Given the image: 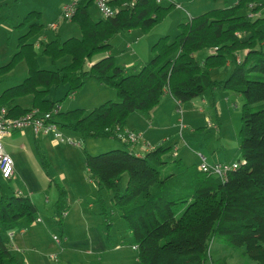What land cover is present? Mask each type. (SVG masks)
<instances>
[{
	"label": "trees",
	"instance_id": "1",
	"mask_svg": "<svg viewBox=\"0 0 264 264\" xmlns=\"http://www.w3.org/2000/svg\"><path fill=\"white\" fill-rule=\"evenodd\" d=\"M90 4V0L79 1L70 19L77 23L79 36L54 35L39 41L41 53L52 61L69 55L64 65L39 66L37 50L28 39L39 23L31 22L18 36L16 50L0 64V75L19 60L25 62L27 73L20 82L1 90L0 106H5L11 115L33 107L41 111L56 108V121L83 139L118 138L116 131L124 128L132 111L149 115L165 92L178 103L207 89L231 88L242 93L238 156L234 160L244 161L229 170L224 179L199 170L197 164H184L180 157L165 158L163 155L171 149L168 142L157 143L142 155L124 142V146L98 153L84 148V164L87 175L95 179L98 192L103 187L110 191L112 205L131 232L140 264H234L225 254L216 256L221 249L210 248L216 235L222 237V248L241 249L243 255L264 264V29L259 27L264 15H257L264 3L237 0L186 17L178 23L173 37L163 34L152 43L151 58L136 69L118 64L114 55L108 53L111 37L135 27L147 29L176 2L136 0L114 16L98 18L91 16ZM244 9L256 14L249 16ZM201 49L208 52L199 62L195 52ZM242 49L246 52L237 59L235 55ZM103 52L107 53L91 61ZM228 61L233 62L229 74L222 79L212 78L211 69ZM89 77L112 86L118 99H106L90 109H60L59 101L77 91ZM59 84L66 85L64 95L58 99L50 97V89ZM25 95L31 96L30 105L17 101ZM37 150L47 170V160ZM124 174L127 177L122 187ZM54 184L57 197L53 214L61 232L64 214L71 204L65 186ZM97 200L108 225L112 207L104 203L100 194ZM35 213L36 206L28 195L0 190L3 230L19 228L22 220L31 222L36 219ZM7 241L0 234V264H19Z\"/></svg>",
	"mask_w": 264,
	"mask_h": 264
},
{
	"label": "rangeland",
	"instance_id": "2",
	"mask_svg": "<svg viewBox=\"0 0 264 264\" xmlns=\"http://www.w3.org/2000/svg\"><path fill=\"white\" fill-rule=\"evenodd\" d=\"M174 1L177 4L172 5L164 17L147 29L135 27L119 31L111 37L108 53L114 55L118 64L131 69L134 66L136 69L141 63L151 58L152 43L163 34L173 37L181 20L211 8L231 5L237 0ZM0 2L2 3L0 7V64L8 61L10 55L16 50L18 36L26 31L33 21L40 25L28 39L34 43L37 50L39 66L54 68L68 63L69 55L52 61L46 54L41 53L39 46V41H47L54 35L60 38L80 35L76 22L62 18V5L66 0H0ZM259 2L264 3V0H259ZM88 9L93 18L101 16L94 4H90ZM244 11L248 12V9H244ZM29 12L33 13L32 16L21 23ZM257 15H264V4L258 10ZM53 22L57 23L56 28L50 27ZM259 27L264 29V20L259 24ZM207 52L208 49L196 51V59L202 62ZM245 52L246 49H242L236 53L235 57L242 58ZM105 53L107 52L94 55L91 61ZM232 67L233 62L228 61L222 66L212 68L211 77L225 78ZM26 73L25 62L19 60L7 73L0 76V91L6 86L20 82ZM65 90L66 85L59 84L52 87L48 95L58 99L64 95ZM76 97L78 100L84 101L87 107L108 98L118 99L112 86L100 84L92 77L86 79ZM30 98V95H25L19 97L18 101L22 105H26ZM202 98L205 99V102L201 101ZM243 102V94L231 88L207 89L202 94L181 102L178 111L176 109L177 101L166 93L150 112L151 118L155 119L157 124L151 125L142 115V117L138 115L135 118L134 116L138 114L136 112H140L135 110L128 116L127 128L124 127L126 129H130L129 125L136 127L133 130L139 132L141 136L143 135L147 141L154 140L155 136L161 133H168L170 136L168 142L172 144L175 141L173 150L178 152L173 155V150L168 151L163 155L167 159L177 156L176 158L180 157L184 164L194 165L199 163L201 154L205 156L208 163H214L238 156V130L241 124L240 115ZM78 103L80 102L75 101V97L71 93L59 101V108L66 110L77 106ZM179 116L184 123L183 128L177 120ZM133 117L137 121H134ZM209 121L212 125L208 124ZM214 124H217L218 127H214ZM59 128L65 136L69 135L79 143L61 141L56 138L59 146L52 145L51 142L46 145L40 144L39 151L47 160L50 174L67 189L69 202L75 208L70 216L68 215L66 219L63 218L62 225L67 231L65 233L69 241H75L74 246L63 248L52 237L53 232H58V227L51 206L44 207L43 205L46 191L35 196L42 206H39L35 213V217L39 216L40 221L36 219L31 222L22 220L20 227L14 229L11 236H9L10 232L3 230L0 226V234L8 239L7 242L12 247L19 264H67V262L74 264H140L137 259V250L132 247L131 232L125 219L112 205L110 191L103 187L98 192L95 181L88 180L89 176L84 164V148L90 153H98L124 145L118 138L87 136L83 139L77 132L67 127L59 124ZM34 147L35 144L32 140L33 151H35ZM126 177L124 174L120 180L122 187ZM19 188L25 192L24 189L22 190L19 178L6 179L0 174V190L10 194ZM56 192L55 185H52L49 191L50 197ZM99 194L104 203L112 207V211L108 214L111 223L108 225L105 224L104 217L99 212L100 203L97 200ZM80 208L82 212H80ZM21 227H24V231L20 230ZM87 228H96V231H89ZM99 241L103 242L105 248L94 250L99 247ZM222 241V237L219 235L211 240L210 248L212 250L221 249L216 256L225 254L234 264H258L256 260L243 255L241 249L222 248L224 244ZM16 243L20 246L18 249L14 248ZM85 249L92 250L86 251ZM51 253H56V258H52Z\"/></svg>",
	"mask_w": 264,
	"mask_h": 264
},
{
	"label": "crops",
	"instance_id": "3",
	"mask_svg": "<svg viewBox=\"0 0 264 264\" xmlns=\"http://www.w3.org/2000/svg\"><path fill=\"white\" fill-rule=\"evenodd\" d=\"M1 2H0V7H1ZM177 4V3H176ZM26 65V64H25ZM134 68V66L132 67ZM27 69V67H26ZM7 73V72H6ZM1 76V75H0ZM98 82V81H97ZM100 83V82H98ZM101 84V83H100ZM103 84V83H102ZM82 87V86H81ZM81 87L72 93V95H74L75 97V101L77 102H80L78 103L77 106L75 107H84L86 109H90L92 108L93 106H89L87 107L85 104H84V101H80L77 99L76 95L78 93V91L81 89ZM1 92V91H0ZM170 94L169 92H165L164 94ZM163 94V95H164ZM171 95V94H170ZM172 96V95H171ZM166 97V96H165ZM173 97V96H172ZM174 98V97H173ZM108 99H111V98H108ZM168 99V98H167ZM175 99V98H174ZM106 100V99H105ZM176 100V99H175ZM18 101V100H17ZM104 101V100H103ZM177 101V100H176ZM203 102H205V99L202 98ZM19 102V101H18ZM102 102V101H101ZM20 103V102H19ZM31 103V98L29 100V103L26 104L25 106L27 105H30ZM100 103V102H99ZM98 103V104H99ZM181 103V102H180ZM180 103H178L177 101V104L180 105ZM21 104V103H20ZM97 105V104H96ZM178 105H176V109L178 108ZM73 108V107H72ZM178 110V109H177ZM138 114H136V116H134L135 118L140 115V117H145L147 118V122H149L151 125H153V123L157 124L156 120L155 119H152L151 118V113L149 115H145L143 114L142 112H136ZM142 115V116H141ZM133 117V118H134ZM133 119L134 121H137L136 119ZM180 118L181 116L178 117V121L180 122ZM182 119V118H181ZM129 120V119H128ZM127 120V121H128ZM128 123V122H127ZM127 123H126V128H127ZM209 125H212V123L209 121L208 122ZM150 125V126H151ZM184 125V123H183ZM152 127V126H151ZM184 127V126H183ZM182 127V128H183ZM214 127H218L217 124H214ZM125 128V127H124ZM125 128V129H126ZM131 130H133L134 128L136 127H132V125H129V127ZM135 130V129H134ZM158 132L160 130H157ZM157 132V133H158ZM181 134V133H180ZM6 138V139H5ZM143 138V139H142ZM170 139V136L168 133L164 134V133H161L159 135H156L154 140H151V141H147L146 139H144L143 135L138 139V141L136 143H134V145L132 146V149L134 150V152H136L137 154H144L146 153L149 148L153 145H155V143H166L168 142V140ZM34 141V144H35V147H34V150L31 148V141ZM3 142H4V146L7 150V152L10 154V156L12 157L13 159V162H14V173L13 175L8 178V179H11L12 177H15L16 179H20L21 181V185H22V190L24 189V191H21V189H17L15 190L13 193H20V194H24V195H28L31 200L34 202L35 206H36V210L38 209V207H42L40 205V203L36 200V194H40L41 192H45V197H44V202H43V205L44 207L45 206H48L50 205L51 208L53 209V202L54 200L56 199L57 197V192L54 193L53 196L50 197L49 195V191H50V187L52 185H55L54 183L55 182H59L57 180L54 179V177L50 174V170H49V167L47 168V170H45V168L43 167V164L41 162V159H40V156H39V153H38V150L37 148L39 149L40 148V144H43V145H46V144H51L52 145H56V146H59L60 144L57 142L56 138L54 136H52L51 134L49 135H45V134H35L33 133V131L30 129V128H24L22 130H16L14 132H12L10 135H6L3 137ZM122 142V141H121ZM175 142V141H174ZM172 143L171 144V149L170 150H173L174 149V146L173 144L175 143ZM58 143V144H57ZM169 143V142H168ZM123 144V143H122ZM170 144V143H169ZM124 145V144H123ZM175 150H173L174 152ZM176 152V151H175ZM178 152V151H177ZM177 152L174 154L172 153L173 155H176ZM174 157H177V156H174ZM172 157V158H174ZM205 157V156H204ZM171 159V158H170ZM235 158H232V159H226V160H222V161H229V160H234ZM39 177V178H38ZM89 181H95L94 178L90 177L89 176ZM60 183V182H59ZM96 183V182H95ZM68 193V191H67ZM74 206H71V208L65 212L64 214V218L66 219V217L74 211ZM80 212H82V209L80 208ZM54 213V211H53ZM81 217V216H80ZM36 220L37 221H40V217L37 216L36 217ZM96 228H87V230L91 231H96L95 230ZM21 231H24V227H21L20 228ZM66 229L62 228V231L61 232H53L52 235L54 233H57L58 235L61 236V242L58 243V244H61V246H63V248H72V247H69L70 245L71 246H74V242H71V240L69 241V238L66 237ZM97 236L99 237V233L97 232ZM99 247H96V249L94 250H102L103 248H105V245L103 244L102 241H99ZM118 245V244H117ZM10 246V245H9ZM15 246V247H14ZM14 248L18 249L20 246H18V244H14ZM97 246V245H96ZM12 247L10 246V249ZM86 251H89V250H92V249H85ZM12 251V249H11ZM51 254H56V253H51ZM50 254V255H51ZM57 255V254H56Z\"/></svg>",
	"mask_w": 264,
	"mask_h": 264
},
{
	"label": "built area",
	"instance_id": "4",
	"mask_svg": "<svg viewBox=\"0 0 264 264\" xmlns=\"http://www.w3.org/2000/svg\"><path fill=\"white\" fill-rule=\"evenodd\" d=\"M81 0H66L62 5L61 15L62 18L70 20L75 12L77 3ZM91 4H94L96 9L99 11L102 17L114 16L121 8L130 7L134 5L136 0H90ZM157 2H162L165 0H156ZM249 16H253V12H248ZM50 27L56 28L57 23L53 22ZM237 34H239L237 32ZM180 105H178V111L180 110ZM57 109L41 111L37 107H33L20 115H11L8 113L5 106H0V174L3 178H10L14 173V162L10 154L7 152L3 137L10 135L16 130H22L24 128H30L35 134H51L55 138L61 141H69L71 143L78 144V141H74L73 137L62 133L59 128V123L56 121ZM181 128L184 126L182 119L180 118ZM118 139L129 145L132 148L134 143L138 141L141 137L139 132L131 129H118L116 131ZM152 147V146H151ZM150 147V148H151ZM176 153L175 151L173 152ZM201 159L197 164V168L208 174L217 175L221 178H225L229 170L236 168L240 162H243V158L233 161H218L214 163H208L205 157L201 155ZM19 193V192H18ZM13 234L10 231L9 236ZM57 243L61 242V236L57 233L52 235ZM135 248V245H132ZM52 258H56V254L50 255Z\"/></svg>",
	"mask_w": 264,
	"mask_h": 264
}]
</instances>
